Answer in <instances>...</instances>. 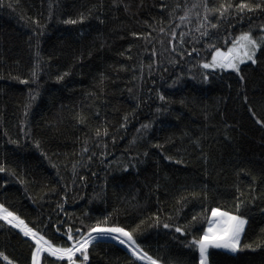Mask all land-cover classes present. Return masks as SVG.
I'll return each mask as SVG.
<instances>
[{
	"label": "trees",
	"instance_id": "1",
	"mask_svg": "<svg viewBox=\"0 0 264 264\" xmlns=\"http://www.w3.org/2000/svg\"><path fill=\"white\" fill-rule=\"evenodd\" d=\"M241 2L208 0L233 5L213 29L199 27L202 6L180 19L203 0H0V203L69 245V227L107 217L160 264H199L187 245L218 207L246 223L237 251L210 248L208 264H264V48L240 74L201 67L206 29L224 51L241 32L260 35L264 8L240 13ZM34 247L0 220L14 264H31ZM88 254L143 264L105 240ZM42 264L67 261L43 253Z\"/></svg>",
	"mask_w": 264,
	"mask_h": 264
},
{
	"label": "snow or ice",
	"instance_id": "2",
	"mask_svg": "<svg viewBox=\"0 0 264 264\" xmlns=\"http://www.w3.org/2000/svg\"><path fill=\"white\" fill-rule=\"evenodd\" d=\"M11 7V5H9ZM203 7L204 16L203 22L200 24V28L205 27V23L210 25L211 28L215 29L218 27L219 20L224 17L225 12L229 8H232L231 4H221L219 8L209 7L208 0H203L202 5L194 3L191 9L185 11L184 16H181V20H185L188 13L192 9ZM179 7V5H177ZM236 9L238 12L243 13L245 10L252 11L255 9L264 8V0L259 3L249 4L242 2L237 4ZM209 12H219V16L216 17L217 22L213 23L209 18ZM199 15V13H197ZM83 19V17H81ZM65 23L75 24L76 20H66ZM199 31V28L197 29ZM163 31V29H161ZM134 35H136L134 33ZM175 37V32H173ZM183 33H181V42L183 43ZM201 36L209 37V47L213 49L211 52V60L203 62L201 67L203 69H220V70H232L237 74L241 73L240 65L246 61H250L252 64L257 63L256 53L258 50L264 48V26H261L260 35L254 36L250 31L241 32L238 36H235L231 41V46L227 47L224 51L220 47H216L215 44L211 43V33L206 29L201 33ZM173 51L176 49L173 48ZM193 51H196L193 48ZM190 54V53H189ZM204 80L208 79V74H204ZM62 79V77H58ZM243 80V76H240ZM24 82V81H22ZM35 99V97H32ZM160 100H164L165 97L161 95ZM247 100V98H245ZM160 111V109H157ZM251 111V109H250ZM258 124L264 125V121L257 120ZM143 127H149L144 125ZM97 131V135H99ZM86 151V149H85ZM170 159V157H169ZM75 167V166H74ZM6 169L2 163H0V173L5 172ZM11 175H15L14 171L9 170ZM81 179H83L81 177ZM180 201H178L179 203ZM238 207V205H237ZM207 228L203 231V235L198 238H193L189 243L188 247L198 249L199 252V264H208V250L210 248L216 249H228L232 252L237 251L240 244V235L244 230L246 220L240 215H234L228 211H222L218 207H213L210 210V215L205 217ZM0 220H3L10 224L13 228L19 230L24 237L31 238L34 241L35 247L31 252V264H42V254L47 253L50 257H55L58 261H67V264H86L89 260L88 247L93 241L99 242L105 238L117 240L121 245H125L131 252V255L137 260L146 261L147 264H160L158 258H154L149 255L148 252L144 251L140 244L135 239L133 230H126L124 227L113 225L108 223V218L105 217L103 221H97L95 224L87 226L86 231H82L80 228L75 229L74 234L72 228H68L62 235L67 236V241H70L69 245L67 242L56 243V237L53 235L52 238H46L45 235L41 234L39 228L30 227L14 210H10L4 203H0ZM193 221L197 220L196 216L192 217ZM157 222L159 218L157 217ZM165 229L173 227L167 222L163 223ZM187 229L180 226H175V232L185 233ZM59 231V229H57ZM95 233V235H93ZM79 253V257L77 256ZM0 257L7 262V264H14V261L10 259L3 251H0ZM82 257V259H80ZM47 259L46 257L44 258Z\"/></svg>",
	"mask_w": 264,
	"mask_h": 264
},
{
	"label": "rangeland",
	"instance_id": "3",
	"mask_svg": "<svg viewBox=\"0 0 264 264\" xmlns=\"http://www.w3.org/2000/svg\"><path fill=\"white\" fill-rule=\"evenodd\" d=\"M247 62H250V61H246L245 63H247ZM244 227H245V225H244ZM207 228V227H206ZM16 229V228H15ZM17 231H19L18 229H16ZM242 233H243V231L241 232V235H240V239H241V236H242ZM22 234V233H21ZM93 235H95V233H93ZM118 243V242H117ZM124 246V245H123ZM125 247V246H124ZM126 248V247H125ZM127 249V248H126ZM128 250V249H127ZM223 250H225V251H228V252H232V251H230V250H228V249H223ZM129 251V250H128ZM130 252V251H129ZM131 253V252H130ZM140 261V260H139ZM142 262V261H141ZM142 263H144V262H142ZM144 264H146V263H144Z\"/></svg>",
	"mask_w": 264,
	"mask_h": 264
},
{
	"label": "bare ground",
	"instance_id": "4",
	"mask_svg": "<svg viewBox=\"0 0 264 264\" xmlns=\"http://www.w3.org/2000/svg\"><path fill=\"white\" fill-rule=\"evenodd\" d=\"M192 70V69H191ZM109 240H111V241H113V242H118L119 243V241H117V240H112V239H110V238H108ZM120 244V243H119ZM125 246V245H124ZM163 246V245H162ZM126 247V246H125ZM127 248V247H126ZM128 249V248H127ZM140 261H142V260H140ZM142 262H144V263H146L147 264V262L146 261H142Z\"/></svg>",
	"mask_w": 264,
	"mask_h": 264
},
{
	"label": "water",
	"instance_id": "5",
	"mask_svg": "<svg viewBox=\"0 0 264 264\" xmlns=\"http://www.w3.org/2000/svg\"><path fill=\"white\" fill-rule=\"evenodd\" d=\"M103 240L113 242V241L109 240L108 238H105V239H103ZM69 243L71 244L70 241H69ZM143 264H144V263H143Z\"/></svg>",
	"mask_w": 264,
	"mask_h": 264
}]
</instances>
